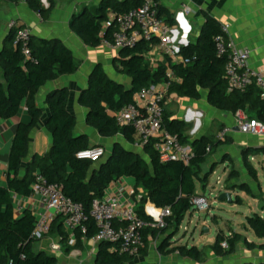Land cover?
I'll list each match as a JSON object with an SVG mask.
<instances>
[{
    "label": "trees",
    "instance_id": "trees-1",
    "mask_svg": "<svg viewBox=\"0 0 264 264\" xmlns=\"http://www.w3.org/2000/svg\"><path fill=\"white\" fill-rule=\"evenodd\" d=\"M27 1L44 18L49 16L56 4L55 0H48L49 6L45 8L41 0ZM144 1L103 0L98 6L88 7L74 14L71 29L90 47H98L104 42L111 43L114 24L105 27L110 22V15L128 12L140 7ZM154 1L158 4L159 17L166 25H172L174 20L169 11L160 4V0ZM219 32V23L208 18L198 40L180 49V54L189 59V63L170 65L175 80L168 77L167 67H153L147 59L151 50L150 42L142 40L133 47L120 49L117 70L130 79V85L126 86L111 78L102 66H97L81 95V104L89 112L87 123L103 137L122 136L128 144H134V130L129 126L119 125L111 113L133 103L135 95L142 89L167 82L170 83L169 93L199 99L203 91H208L211 106L234 114L245 110L251 117L264 121V99L255 85L244 91L230 90L225 75L226 58L218 55L215 44V37ZM15 38L16 31L12 29L9 45L0 52V66L6 80V86L0 83V118H14L25 102L30 122L17 125L8 160V185L0 186V264H6L10 260L15 264H59L55 255L34 250V243L39 240L32 237L36 217L29 209L17 216L12 200L13 193L23 197L33 194L32 184L37 172L50 182L60 183L64 194L83 203L88 214L94 201L104 197L107 187L113 181L120 178L134 179L135 188L143 190L142 200L137 206L140 217L149 218L143 212L146 201L159 208L171 209L164 228L145 231L144 247L140 255L143 258L148 255V236L151 234L161 240L160 254L178 253L182 257L201 261L204 254L197 246H170L179 233L186 214L193 208L192 198L198 195L197 181L205 189L213 172L203 173L202 165L207 162L211 152L228 143V139L215 141L210 136H204L191 141L185 135L187 124L173 118L165 109L163 127L178 135L183 143L190 144L194 150V157L189 164L180 160L162 162L155 147L156 140L150 141L141 152L116 142L113 144L112 154L105 156L101 165L99 162L79 159L77 154L91 146L87 135L76 133L77 119L69 110L70 93L68 88H62L52 92L48 98L50 116L47 129L52 135V146L46 153H37L32 162L24 164L29 155L30 133L41 118V109L37 103L39 90L52 80L74 74L79 64L73 51L59 39H37L32 35L29 45L31 56L27 57L21 44H15ZM256 152L264 153V148L244 154L245 166L255 180L257 172L250 164L249 156ZM236 173V170H232L230 176ZM239 187L252 192L246 185ZM260 199L264 201V197ZM233 202L243 204L240 196ZM246 221L256 237L264 239V217L260 213H254ZM97 231L94 220L89 218L86 233L75 231L77 247H83V239H92ZM50 234H57L63 242H67L69 232L64 228L60 216L52 223L47 235ZM223 241L228 242L227 249L222 248ZM242 241L250 246H257L254 242L249 243L240 233L231 231L228 235L220 231L211 248L215 254L232 255ZM258 247L264 249V244ZM137 257L115 251L111 243L102 241L98 246L95 264H158L144 259L135 263Z\"/></svg>",
    "mask_w": 264,
    "mask_h": 264
},
{
    "label": "crops",
    "instance_id": "crops-1",
    "mask_svg": "<svg viewBox=\"0 0 264 264\" xmlns=\"http://www.w3.org/2000/svg\"><path fill=\"white\" fill-rule=\"evenodd\" d=\"M102 1L55 0L54 9L48 17L44 18L32 9L28 1L0 0V52L9 45L12 32L9 28V22L12 19H17L21 25L29 28L32 35L37 39L46 38L63 41L73 51L79 64V68L74 74L63 75L52 80L39 90L37 103L41 109V118L30 133L29 155L25 158L24 164L32 162L35 154H44L50 150L52 135L47 129L50 116L48 98L52 92L62 88H68L70 93L69 110L77 119L75 131L78 135H87L90 146H104L108 153L116 141L123 143L122 139L124 138L122 136L106 138L90 126L87 123L88 109L81 104V95L87 88L89 77L97 66H102L108 76L126 86H129L131 82L128 77L120 74L117 70L119 49L106 42L98 47H90L71 29L70 23L74 14L82 12L85 8L98 6ZM41 2L45 8L49 6L48 0H41ZM160 4L169 11L174 20V23L168 27L171 29L172 41L180 49L190 43H195L207 19L213 18L219 25L228 24L230 26L232 41L238 47L251 51L249 65L264 75V0H160ZM185 5L190 8V12L184 11ZM147 59L153 67L162 65L167 67V70L171 69L170 65L182 62L181 56L176 58L164 56L157 49L156 44L151 47ZM0 83L6 86L5 74L1 66ZM158 87L167 91L166 110L172 114L173 118L187 124L185 135L189 137V140L194 141L204 136L212 138V135H217L224 127L232 129V132L226 137L228 143L212 151L207 162L202 165L203 173L213 170L212 175L218 164H228V167L231 168L228 170L230 173L228 172L227 183L224 185V188L228 186L225 191L240 196L243 203L245 201L248 203L249 209L247 213H243L245 218L254 213H260L264 217V209H259L262 202L260 198L264 197V184L260 169L262 168L264 171V153L256 152L249 156V162L257 172V180L251 177L246 166L243 165L245 153L264 148V136L240 133L236 128L235 114L211 106L208 101V91H203L201 98L193 99L181 97L176 93H169L165 83L159 84ZM28 122H30V114L25 102L14 118H0V186L7 187L8 185V160L17 125ZM196 124L197 128H195ZM126 144H124L126 147L138 152L143 150V148H137L133 144L130 145L127 142ZM232 170L237 171L234 176H230ZM129 180L135 183L134 179L128 178L127 181L130 182ZM131 184L133 185V183ZM196 184L198 195L207 194L208 185L203 189L200 181H197ZM242 185L248 186L252 192L241 190L239 186ZM199 187H201L202 192ZM140 191L143 190L140 189ZM247 196L252 199V203L248 202ZM151 205L150 201H146L144 204L143 212L147 216L145 209ZM16 215L19 216L20 214L16 212ZM244 228L250 230L248 226H244ZM231 231L235 232L233 229ZM244 237L249 243L254 242L257 246H250L242 241L238 243L235 253L223 256L215 254L211 248L216 239L215 241L209 239L200 248L204 254L203 259L196 261L182 257L178 253L160 254L161 240L149 234L148 255L145 258L143 255H139L135 263L144 259L158 264H264V249L258 247V245L264 244V239L253 241L247 235ZM99 244L100 242L93 240V238L90 240L83 239V247H77V238L75 243L71 245L68 240L63 242L57 234H50L36 241L34 250L55 255L59 259V264H88L89 257L93 255L92 264H95ZM155 245L156 251L152 252ZM177 246L179 244L173 240L170 247Z\"/></svg>",
    "mask_w": 264,
    "mask_h": 264
},
{
    "label": "built area",
    "instance_id": "built-area-1",
    "mask_svg": "<svg viewBox=\"0 0 264 264\" xmlns=\"http://www.w3.org/2000/svg\"><path fill=\"white\" fill-rule=\"evenodd\" d=\"M27 1V0H18ZM158 4L154 0H145L135 9L122 14H111L110 22L105 27L114 24L113 40L106 42L116 49L133 47L145 40L156 44L157 49L166 57H182L184 64L189 59L180 54V48L172 41L171 29L158 14ZM184 11L190 12L188 6ZM9 28L16 31L15 44H21L23 53L31 56V30L17 19L9 22ZM219 56L226 58L225 75L230 90H246L255 85L264 99V75L249 65L251 51L238 47L230 38V26L220 25V32L215 37ZM170 79H174L172 69L167 70ZM168 90L170 83H165ZM167 91L158 86L142 89L135 95L133 103H129L114 113H111L119 125L129 126L134 130L137 148H143L150 141L156 140L155 147L162 162L180 160L189 164L194 157L190 144L183 143L179 136L172 134L163 127L164 111L167 105ZM237 130L246 135L264 136V121L251 117L245 110L235 113ZM232 132L230 127H224L217 134V140H225ZM104 146L96 145L80 151L79 159L100 162L106 155ZM33 194L28 197L12 194L15 211L22 214L29 209L36 217L32 237L43 239L51 230L52 223L61 217L64 228L69 232V244L76 241L75 231L87 232V221L92 218L98 229L93 240L106 241L112 244V249L139 256L144 247L146 230L162 229L166 226V218L171 215L170 207L159 208L152 204L146 207L148 219L142 218L137 212V206L142 200L143 191H138L135 185L126 178L113 181L106 189L102 199L95 200L90 214L86 213L83 203L66 196L60 183L50 182L40 172L35 174L32 184ZM193 208L207 211L211 205L206 194L192 198ZM222 248L229 247L227 241L222 242ZM6 264H15L10 260Z\"/></svg>",
    "mask_w": 264,
    "mask_h": 264
},
{
    "label": "rangeland",
    "instance_id": "rangeland-1",
    "mask_svg": "<svg viewBox=\"0 0 264 264\" xmlns=\"http://www.w3.org/2000/svg\"><path fill=\"white\" fill-rule=\"evenodd\" d=\"M195 128H197V124ZM212 136L215 141L218 139L217 135L214 134ZM122 140L123 143L126 144L124 139ZM253 163L256 164V162ZM243 165H245L244 161ZM230 168L231 167H228V164L224 165L222 163L216 166L215 171L209 178L207 184L208 187L206 195L211 205L210 209L207 211H200L192 208L186 214L179 233L173 238L176 244L186 245L188 247L197 246L200 249L209 239H213L215 241L220 231L229 235L231 229L235 230V232H239L240 234L249 236L253 241H259V238L256 237L250 228L249 231L244 228V226H247V221L243 213H247L249 209L248 203H246V201L243 204H238L236 202L229 203L228 200L222 201L219 199L221 193L228 187L224 188V185L227 183V178L230 173L228 170ZM260 169L262 171V182L264 184V171L262 168ZM129 181L130 184H135L134 181ZM199 189H201V187H199ZM236 197L237 196L234 195L233 200H236ZM247 200L252 203V199L248 196ZM206 229H209V231L207 232ZM156 248V245L153 246L152 252H155ZM93 261L94 256L91 255L87 262L88 264H92Z\"/></svg>",
    "mask_w": 264,
    "mask_h": 264
},
{
    "label": "water",
    "instance_id": "water-1",
    "mask_svg": "<svg viewBox=\"0 0 264 264\" xmlns=\"http://www.w3.org/2000/svg\"><path fill=\"white\" fill-rule=\"evenodd\" d=\"M116 142H117V141H116ZM116 142H115V143H116ZM129 148H130V147H129ZM130 149H132V148H130ZM112 151H113V147L110 149V151H109L108 153H106V156L111 155V154H112ZM103 160H104V159H102V160L99 162L100 165L102 164ZM233 196H234V195H233L232 192L224 191V192L221 193L219 199L222 200V201H224V200H228L229 203H233V201H234V200H233ZM259 209H260V210H263V209H264V201H262V202L260 203V205H259ZM206 231L208 232L209 229H206Z\"/></svg>",
    "mask_w": 264,
    "mask_h": 264
}]
</instances>
